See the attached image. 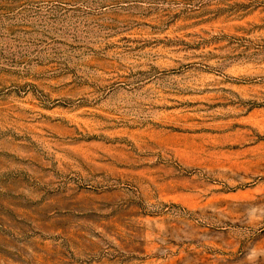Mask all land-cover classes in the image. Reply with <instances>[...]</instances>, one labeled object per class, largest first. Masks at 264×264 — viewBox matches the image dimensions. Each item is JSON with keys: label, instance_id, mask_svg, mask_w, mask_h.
<instances>
[{"label": "rangeland", "instance_id": "obj_1", "mask_svg": "<svg viewBox=\"0 0 264 264\" xmlns=\"http://www.w3.org/2000/svg\"><path fill=\"white\" fill-rule=\"evenodd\" d=\"M0 264H264V0H0Z\"/></svg>", "mask_w": 264, "mask_h": 264}]
</instances>
